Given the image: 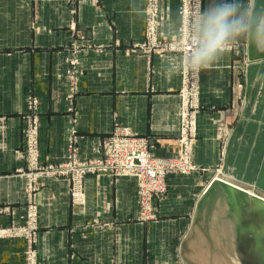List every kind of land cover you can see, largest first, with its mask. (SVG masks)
I'll return each mask as SVG.
<instances>
[{
  "label": "crops",
  "instance_id": "obj_1",
  "mask_svg": "<svg viewBox=\"0 0 264 264\" xmlns=\"http://www.w3.org/2000/svg\"><path fill=\"white\" fill-rule=\"evenodd\" d=\"M242 3L264 15V0ZM156 8L159 38L175 39L181 0ZM147 10L148 0H0V225H23L33 201L39 264H190L192 254L229 264L244 259L241 246L264 245V50L245 41L199 74L195 169L166 177L152 219L139 217L135 178L86 175L83 205L66 177L27 189L28 95L42 165L64 161L70 145L97 157L119 127L157 158L177 155L180 74L166 72L173 51L140 49ZM25 250L22 238L0 240V264H24Z\"/></svg>",
  "mask_w": 264,
  "mask_h": 264
},
{
  "label": "built area",
  "instance_id": "obj_2",
  "mask_svg": "<svg viewBox=\"0 0 264 264\" xmlns=\"http://www.w3.org/2000/svg\"><path fill=\"white\" fill-rule=\"evenodd\" d=\"M208 0H181V19L186 25L188 14ZM147 28L145 40L140 49L145 52L158 53L164 50L177 49L183 39L181 33L186 29L181 26L175 39L162 41L158 36V12L156 0H148ZM198 77L191 74H180L178 97L181 102L180 134L178 141L181 149L170 159H156L149 151L148 143L143 138L134 137L126 128H117L102 143V151L97 157L80 158L76 146L70 145L66 159L57 164L42 165L38 150V100L31 95L26 98L24 117L26 128L21 157L25 160L24 176L29 192L41 177H66L71 187L70 195L73 204L83 205L84 193L82 180L86 175H107L111 177H130L136 179V197L140 210V219L149 220L154 217L151 202L154 196L163 195L166 191V176L172 173L186 174L190 169L189 151L196 136V116L200 110L198 102ZM37 231V210L33 201H29L24 216V224L20 227L4 228L0 225V240L20 237L26 242L24 264H39L33 245Z\"/></svg>",
  "mask_w": 264,
  "mask_h": 264
},
{
  "label": "clouds",
  "instance_id": "obj_3",
  "mask_svg": "<svg viewBox=\"0 0 264 264\" xmlns=\"http://www.w3.org/2000/svg\"><path fill=\"white\" fill-rule=\"evenodd\" d=\"M183 43L173 50V59L166 72L191 74L211 69L226 52L245 41L257 50H264V15H256L252 6L242 0H220L203 10L199 7L188 14Z\"/></svg>",
  "mask_w": 264,
  "mask_h": 264
},
{
  "label": "rangeland",
  "instance_id": "obj_4",
  "mask_svg": "<svg viewBox=\"0 0 264 264\" xmlns=\"http://www.w3.org/2000/svg\"><path fill=\"white\" fill-rule=\"evenodd\" d=\"M179 103H180V108H179V113H180V110H181L180 98H179ZM179 122H180V115H179ZM193 142H194V140H193ZM193 142H192V145L190 146V150H188L189 151V163H190L191 169L187 173L193 172V170L195 169V167L192 164V149H193V145H194ZM180 149H181V146H180V143L178 141V153H180L179 152ZM150 154L152 155V157L158 159L151 152H150ZM159 159L162 160V159H166V158H159ZM168 159H170V158H168ZM216 172L218 173L219 170H216ZM172 174H181V173H172ZM169 175H171V174H169ZM216 175H218V174H216ZM165 185H166V180H165ZM82 190H83V188H82ZM82 192L84 193V191H82ZM155 197L156 196H154L153 199H152L151 206L153 204V200H154ZM157 197H159V196H157ZM84 202H85V196H84L83 203ZM136 203H137V197H136ZM137 206H138V204H137ZM18 227H20V226H18ZM4 228H6V227H4ZM11 238H20V237H11ZM223 249L224 250L227 249V251L229 252V246L228 245L223 246ZM240 251H241L240 254H241V256H243L244 259L240 260V261H231V260H229V264H264V245L260 246V250H259V249L255 248L254 245L247 244V245L241 246L240 247ZM191 256L192 257H191L190 264H199L198 260H196V256L194 254H192ZM230 256L234 258V256L232 254Z\"/></svg>",
  "mask_w": 264,
  "mask_h": 264
}]
</instances>
